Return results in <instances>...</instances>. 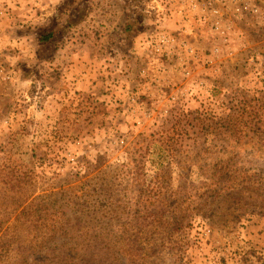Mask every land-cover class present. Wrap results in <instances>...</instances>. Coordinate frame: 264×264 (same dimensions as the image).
Listing matches in <instances>:
<instances>
[{
  "label": "rangeland",
  "instance_id": "374dc122",
  "mask_svg": "<svg viewBox=\"0 0 264 264\" xmlns=\"http://www.w3.org/2000/svg\"><path fill=\"white\" fill-rule=\"evenodd\" d=\"M194 1L199 39L147 14L143 61L128 58L147 92L108 68L47 95L40 60L23 71L25 0H0V264H46L54 246L59 264H264V0ZM160 35L183 38L166 58Z\"/></svg>",
  "mask_w": 264,
  "mask_h": 264
},
{
  "label": "crops",
  "instance_id": "0c3cea01",
  "mask_svg": "<svg viewBox=\"0 0 264 264\" xmlns=\"http://www.w3.org/2000/svg\"><path fill=\"white\" fill-rule=\"evenodd\" d=\"M68 1L25 0L22 15L15 12L19 17L24 15V23L28 24L24 41L27 43L25 63L29 66H23V71H33L40 60L41 66L37 76L39 84L45 88L47 95L65 94L68 90L77 92L90 90L91 84L95 85L96 77H101V73L108 68L112 71L110 76L114 77L113 80L115 77H136L143 91L147 92L149 88H152L147 81V72H142V67L136 68L139 64L132 66L135 65L134 62L128 60L131 55L132 57L136 55L137 62L143 61L142 57L146 54V39H144L145 34L130 33L132 29L129 31L131 27L126 1L88 0L82 5L85 10L83 19L77 18L72 12L70 21L67 22L69 17L64 15L59 18V15L61 16V9ZM72 3L73 6L77 5L74 0ZM9 21L6 18H0V40L8 39L9 41L10 39L7 35ZM88 21L92 23V27L88 26ZM12 24L16 27L13 22ZM97 28H99L98 33ZM182 39V37L179 38L180 41ZM28 47L32 48L28 49ZM128 47L132 48L129 54L126 51ZM5 48L6 44L1 41L0 55ZM82 49L85 51H81ZM114 55L125 58V66H112L109 61ZM106 63L107 65L103 66ZM150 64L154 66L153 60ZM19 68L20 66L11 68L6 66L12 76L18 74L21 70ZM108 85L115 87L112 84ZM129 88L133 91L131 87ZM118 92L124 95L122 90ZM132 94L133 97L136 96L134 91ZM124 97L127 96L124 95Z\"/></svg>",
  "mask_w": 264,
  "mask_h": 264
},
{
  "label": "built area",
  "instance_id": "2783aa9c",
  "mask_svg": "<svg viewBox=\"0 0 264 264\" xmlns=\"http://www.w3.org/2000/svg\"><path fill=\"white\" fill-rule=\"evenodd\" d=\"M225 1V0H222ZM194 2V6H193ZM196 4L194 0H149L147 4V14L151 15L157 25H163L164 23L170 22L173 18L178 17L180 18V21H186L184 22V27H182L183 35H187L188 38L193 39H199L202 36H200V32H195L192 30L189 32L186 30V27L189 26V15H191V11L195 9ZM175 20V19H174ZM150 33L154 32V27L150 28ZM161 39L158 41V45L155 48L151 49V54L153 57L158 56L160 58H166L170 51H172L175 46L177 45V41L179 39H176L175 37L169 36V35H160ZM177 40V41H176ZM185 40V39H184ZM183 40V42H184ZM182 51L184 53H190L193 52V47L190 45V41H186L182 43ZM171 49V50H170ZM170 50V51H169ZM169 51L165 56L164 54ZM162 56H161V55ZM2 70V67L0 66V72ZM123 94L127 96L128 98L133 97L131 89L128 86H123Z\"/></svg>",
  "mask_w": 264,
  "mask_h": 264
},
{
  "label": "trees",
  "instance_id": "16d2710c",
  "mask_svg": "<svg viewBox=\"0 0 264 264\" xmlns=\"http://www.w3.org/2000/svg\"><path fill=\"white\" fill-rule=\"evenodd\" d=\"M74 1L77 5L73 6L72 0H69L67 4L64 6V8L61 9V16L59 15V18L66 15L67 17H69V20L67 21L69 22L71 18V13L73 12L75 13V16L77 18L81 19L80 17L84 12L82 5L85 4V2L88 0H78V1L74 0ZM125 1L128 10V20L130 21L129 26L131 27L129 28V31L132 29L130 33L139 34L142 32V26L144 24L150 23L149 20L150 17L144 13L143 3L145 0H125ZM45 41H49V40H45ZM58 249H59L58 247L54 246L50 251H48L50 254L44 255L46 264H55V263L59 264L62 261V258L59 261L58 258L54 256L56 253H58ZM73 254L71 256H73ZM68 264H76V263L74 261H71L68 262Z\"/></svg>",
  "mask_w": 264,
  "mask_h": 264
}]
</instances>
